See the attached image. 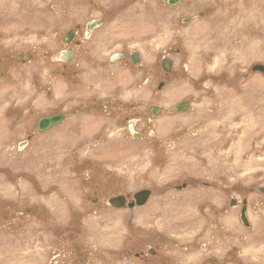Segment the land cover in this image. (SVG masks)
<instances>
[{
  "label": "rangeland",
  "instance_id": "obj_1",
  "mask_svg": "<svg viewBox=\"0 0 264 264\" xmlns=\"http://www.w3.org/2000/svg\"><path fill=\"white\" fill-rule=\"evenodd\" d=\"M101 9L92 41L140 63L58 77L64 34ZM2 55L0 264H264V0H0ZM103 187L153 195L111 209Z\"/></svg>",
  "mask_w": 264,
  "mask_h": 264
},
{
  "label": "flooded vegetation",
  "instance_id": "obj_2",
  "mask_svg": "<svg viewBox=\"0 0 264 264\" xmlns=\"http://www.w3.org/2000/svg\"><path fill=\"white\" fill-rule=\"evenodd\" d=\"M101 12L104 13L103 17H99L98 19H94L89 24H87V23L84 24L83 21H80V23H78L79 21L74 22L73 24L70 25V28L66 32V34H64L63 39H62V43H61L62 47L60 46L58 48V50L56 52V58H55V60L52 61L55 64L56 63L60 64V67H59L58 71L56 72L58 77L64 79L66 77V74H69L67 77L71 76L73 78V81H75L77 77L80 78L81 75L83 74V69L81 71H79V67L83 63L99 65V71L100 72L103 71L105 73H107L108 69L111 66H118L124 62L127 65H131L130 67H136L135 64H137V63H135V62L140 63V61L142 59L141 55L138 54L137 51L132 50L131 48H133V47L131 45L128 46L127 48H124L121 44L122 47L118 50L116 47L119 46V43L112 42L110 40H104L103 38H101V40H99L95 43H94V41H92L95 38V36L97 35L98 31H100V30L102 31V29H104V27L108 25L107 23L109 22L110 17H111V10L101 9ZM73 15H75V13ZM73 15L70 16L69 21H71V18ZM101 16H102V14H101ZM112 17H113V15H112ZM74 19L75 18H73L72 21ZM94 22H101V25L92 28L90 25L93 24ZM112 22H113V19L111 18L110 25ZM60 41H61V39H59V44H60ZM108 50H110V53L108 52ZM4 57L5 56H3V55L0 56V70H1V68L6 67V65H8V63H9V60L4 59ZM26 57L31 59V56H26ZM164 60L171 63V70L170 71L164 70L165 74L168 72H172L173 62L169 58H164L162 60V68L163 69H164V67H163ZM90 71H92V70H90ZM151 71L155 72L154 67L151 68ZM94 75L97 76V75H99V73L95 72ZM154 109L155 108L152 109V112ZM156 110H157V114H158L159 109L156 108ZM60 115L63 116V118H62L63 120L61 121L60 124L54 125L51 129L61 126V124L66 121V118H67L66 114L59 113V114L54 115V116H60ZM138 122H139L138 120H134L133 124L138 125ZM130 132H131V129H130ZM132 136L134 138L138 136L137 139L142 138V140H144V138H145L144 134L137 133L135 131L132 132ZM98 192L99 193L107 192V189L103 187L102 189H98L96 191V193H98ZM111 192L112 191L107 192L109 200H111L113 198L124 197L126 199V201H125L126 206L124 208H121V209H130L128 206L134 200V197H132L133 195H131L129 193L128 194L123 193V194L113 195V193H111ZM151 198H152V196H151ZM150 199H149V201H150ZM99 202H100L99 199L96 197V199L94 200V203L98 204ZM232 206H234L233 202H232ZM109 207L111 209H117L116 207H113L110 204H109ZM143 207L136 206L135 208H133V210L136 208H143ZM244 209H246L245 216L247 218V203H246V205L243 204L242 207L240 208L241 216H242ZM247 222H248V218H247ZM242 223H244L243 220H242ZM244 225L246 226L245 223H244Z\"/></svg>",
  "mask_w": 264,
  "mask_h": 264
},
{
  "label": "water",
  "instance_id": "obj_3",
  "mask_svg": "<svg viewBox=\"0 0 264 264\" xmlns=\"http://www.w3.org/2000/svg\"><path fill=\"white\" fill-rule=\"evenodd\" d=\"M182 0H168V3L170 5H177L178 3H180ZM187 21L185 20L184 23H186ZM101 25V22H94L93 24H91L90 26L92 28ZM138 63V62H135ZM163 67L165 71H170L171 70V63L168 61L163 62ZM253 71L254 72H258L261 73L262 75H264V65H256L253 67ZM189 110V105L188 104H183L181 106H179L176 111H188ZM153 116L157 115V110L156 108L153 110L152 112ZM63 116H47V117H43L39 120L38 124H37V130L40 132H45L50 130L54 125H58L61 123V121ZM152 196V192L150 190H142L139 193H137L134 196V200L131 204H129V208L133 209L136 206L138 207H143L147 204V202L149 201V199ZM126 199L124 197H119V198H113L111 200H109V204L113 207H116L117 209H121L124 208L126 206L125 204ZM246 205V204H245ZM245 211L246 209H244L243 213H242V220L243 222L247 225V218L245 216Z\"/></svg>",
  "mask_w": 264,
  "mask_h": 264
},
{
  "label": "bare ground",
  "instance_id": "obj_4",
  "mask_svg": "<svg viewBox=\"0 0 264 264\" xmlns=\"http://www.w3.org/2000/svg\"><path fill=\"white\" fill-rule=\"evenodd\" d=\"M132 128V130H133V127H131Z\"/></svg>",
  "mask_w": 264,
  "mask_h": 264
}]
</instances>
